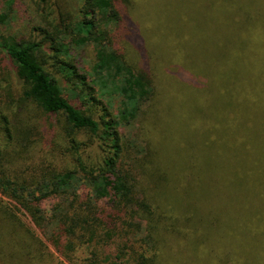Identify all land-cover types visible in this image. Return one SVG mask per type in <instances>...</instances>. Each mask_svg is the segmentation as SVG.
Instances as JSON below:
<instances>
[{
    "label": "trees",
    "instance_id": "obj_1",
    "mask_svg": "<svg viewBox=\"0 0 264 264\" xmlns=\"http://www.w3.org/2000/svg\"><path fill=\"white\" fill-rule=\"evenodd\" d=\"M28 1L27 37L0 10V264H264L259 0Z\"/></svg>",
    "mask_w": 264,
    "mask_h": 264
},
{
    "label": "rangeland",
    "instance_id": "obj_2",
    "mask_svg": "<svg viewBox=\"0 0 264 264\" xmlns=\"http://www.w3.org/2000/svg\"><path fill=\"white\" fill-rule=\"evenodd\" d=\"M6 1L7 0H0V10L1 11H4V9H5V5H4L5 3L4 2H6ZM28 3H29L28 0H24V1L21 0V2L14 5L13 8L15 9V13L11 16V19H10L11 22L6 23V26L3 28V31L6 34H9V35H12V36H15L18 38L27 37L30 33V30L34 26L38 25L37 20L35 19L36 16L34 15L33 12H31V10H29ZM243 10H246V9H243ZM261 11H262V13H261ZM251 12L253 13L254 17L256 16V13H258L257 17H255V18H257V23H259L258 28H260L264 32V0H259L258 3L253 5L251 7ZM261 14H263V16H261ZM220 32H221V35L223 37L224 33L222 32V30H220ZM256 37L259 40L257 42H255V45L258 46V44L263 43V46H264V36L259 38V35L257 34ZM128 51H129V52H127L128 56L133 57V55H132V53L134 52L133 49L132 48L130 50L128 49ZM90 52H91V50H89V49H87L86 51H83V52H82V50L75 52L73 61H74V63H76V62L79 63L80 67L83 70L81 72H87V71L90 72L89 71L90 70V65H89L90 64ZM213 55H215V54H213ZM221 55H224V54L222 53ZM4 62L5 61L0 62V86L7 85V80H6V75H5L6 72L4 70L6 67V64H4ZM1 96H3V94L0 91V99H1ZM107 100H108L107 98L104 99V101H107ZM112 100H114L118 104L119 99L117 97L114 96ZM125 132L128 136H131L132 132H133L132 126L130 128H126ZM9 203H11V202H8V204ZM49 206H50V204H49ZM49 206H48V204H45L46 210H49ZM17 215L25 224H28L31 226L29 219L27 218V216L22 211L17 212ZM34 232H35V235L37 236V238H39L46 246H48L46 241H45V238L42 236V234L35 229H34ZM50 251L54 255V252L52 251V249ZM83 253L86 254L85 250H83ZM83 253H80V257L81 256L84 257ZM50 262H53V260ZM62 264H68V263L62 262Z\"/></svg>",
    "mask_w": 264,
    "mask_h": 264
}]
</instances>
